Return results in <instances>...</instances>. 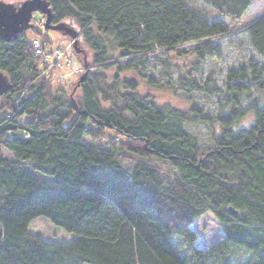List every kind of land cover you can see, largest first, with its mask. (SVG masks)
Segmentation results:
<instances>
[{"label":"trees","instance_id":"16d2710c","mask_svg":"<svg viewBox=\"0 0 264 264\" xmlns=\"http://www.w3.org/2000/svg\"><path fill=\"white\" fill-rule=\"evenodd\" d=\"M47 1L53 23L78 29L85 76L49 82L54 51L60 67L67 52L35 24L0 39L11 83L0 95V264H264V63L229 66L223 85L200 76L252 0ZM233 34L264 59V10ZM153 61L159 76L147 72ZM161 87L184 104L149 90ZM194 92L214 96L217 112ZM192 121L217 127L209 144L186 129ZM149 155L176 174L165 180ZM207 212L223 236L202 248L192 223ZM40 215L73 237L30 233Z\"/></svg>","mask_w":264,"mask_h":264},{"label":"rangeland","instance_id":"374dc122","mask_svg":"<svg viewBox=\"0 0 264 264\" xmlns=\"http://www.w3.org/2000/svg\"><path fill=\"white\" fill-rule=\"evenodd\" d=\"M7 2H16L19 0H4ZM264 10V0H252L251 9L249 15L245 20L235 23L234 26H231L232 34L224 36L222 38L223 41L229 43V45L225 46L223 55L220 58L213 59L210 58L207 60L205 64L202 66V74L200 75L204 78L207 74L211 73L216 80L218 85H223L224 77L226 69L229 66H239L240 64L246 63L250 58H255L259 63H264V59L258 56L251 46L248 44L247 39L243 37L234 36L235 33L239 28L242 27L243 24L248 22L249 20L253 19L257 15L261 14ZM42 14L38 11L33 12L32 21L35 25L38 26L40 31L47 34V36L51 40L52 47H59L63 48L70 57L72 58L71 63L67 65H62L61 67L54 69L56 73L52 71L50 75L49 82H58L63 83L66 87H72L74 81L77 80L79 74L83 71L84 64L82 63L81 59L79 58L82 53V49L77 53L72 48V40L68 36H63L60 34L59 31L54 29H45L42 26L41 21ZM76 27V26H75ZM31 29L26 30L28 36H31L32 33L30 32ZM78 30V29H77ZM236 35V34H235ZM78 47L80 45L78 43ZM164 55L163 52L160 53ZM161 70V66L153 61L152 65L149 67L150 74L154 76H159V72ZM199 77V76H198ZM199 79H201L199 77ZM144 88V84H143ZM146 89V88H145ZM148 89V88H147ZM155 91L157 96L160 98L170 99L172 103L177 105L184 104V101L181 100L179 97L172 98L173 95H170L169 91L165 88L161 87L159 89H149ZM255 95L261 97L262 94L259 91H255ZM194 102L201 106L204 110L210 111L211 113H216L217 108L214 101V96H210L204 92H194L192 95ZM247 102V100H246ZM253 119V114L249 112L246 116L242 117L236 126H247L251 123ZM187 130L193 133L197 138L198 142L203 145H207L210 143V139L213 136L212 131L216 130L217 127L209 125L206 122L202 121H192L185 124ZM114 131L107 130L106 134L108 136L113 135ZM4 156H8L9 154L6 151H3ZM132 158L126 157L123 161L125 166L129 170L132 165ZM146 161L160 165L164 169V179L169 180L176 174V167H173L168 160L161 158L156 155H149L144 158ZM192 226L197 231V239L196 245L202 248H207L214 242L218 241L223 236V230L221 229L218 221L214 218V216L207 212L199 219L192 223ZM28 231L30 233H36L42 235L44 238L49 240H69L73 237V233L71 231L66 230L65 228L61 227L60 225L51 221L50 218L40 215L35 217L30 221L28 224ZM241 260H246V255L243 254L241 256ZM88 264V263H85Z\"/></svg>","mask_w":264,"mask_h":264},{"label":"water","instance_id":"95a60500","mask_svg":"<svg viewBox=\"0 0 264 264\" xmlns=\"http://www.w3.org/2000/svg\"><path fill=\"white\" fill-rule=\"evenodd\" d=\"M38 11L44 18L45 29H54L63 36H68L72 40V48L79 52L78 30L68 21L61 20L52 22V11L47 0H19L7 2L0 0V39L9 41L18 37L19 33L25 32L34 27L32 21L33 12ZM82 73L76 84L84 78ZM11 87L8 75L0 70V95L7 92ZM231 210V207L229 208Z\"/></svg>","mask_w":264,"mask_h":264},{"label":"built area","instance_id":"2783aa9c","mask_svg":"<svg viewBox=\"0 0 264 264\" xmlns=\"http://www.w3.org/2000/svg\"><path fill=\"white\" fill-rule=\"evenodd\" d=\"M33 45L35 46V51L37 53L40 52V50H41L40 48L41 47H40V43H39L38 39H34L33 40ZM54 52H55V59L54 60H56L55 61V65L60 67L61 62H60L59 58L61 57V50L57 48ZM67 61L69 63H71V61H72V58L70 57V54H68V53H67Z\"/></svg>","mask_w":264,"mask_h":264}]
</instances>
